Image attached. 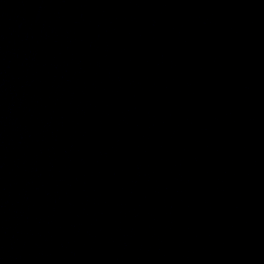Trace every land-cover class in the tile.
I'll return each instance as SVG.
<instances>
[{"label":"water","instance_id":"1","mask_svg":"<svg viewBox=\"0 0 264 264\" xmlns=\"http://www.w3.org/2000/svg\"><path fill=\"white\" fill-rule=\"evenodd\" d=\"M0 264H264V0H0Z\"/></svg>","mask_w":264,"mask_h":264}]
</instances>
